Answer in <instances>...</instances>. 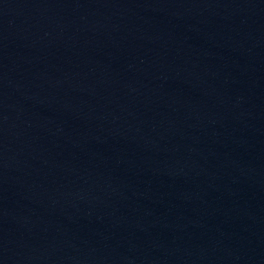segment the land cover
Wrapping results in <instances>:
<instances>
[{"label": "water", "instance_id": "95a60500", "mask_svg": "<svg viewBox=\"0 0 264 264\" xmlns=\"http://www.w3.org/2000/svg\"><path fill=\"white\" fill-rule=\"evenodd\" d=\"M0 264H264V0H0Z\"/></svg>", "mask_w": 264, "mask_h": 264}]
</instances>
